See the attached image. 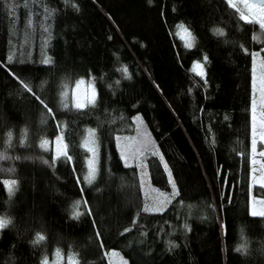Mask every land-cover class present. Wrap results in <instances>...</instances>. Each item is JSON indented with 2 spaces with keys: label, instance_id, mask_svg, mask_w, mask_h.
Masks as SVG:
<instances>
[{
  "label": "trees",
  "instance_id": "obj_1",
  "mask_svg": "<svg viewBox=\"0 0 264 264\" xmlns=\"http://www.w3.org/2000/svg\"><path fill=\"white\" fill-rule=\"evenodd\" d=\"M262 47L264 30L227 0H0V216L11 220L0 264H40L56 249L73 264H109L115 248L128 264H264V216L250 212L253 195L264 199L250 137L251 53ZM90 77L95 106L66 97L65 107L64 85ZM135 114L176 184L162 211L143 210L137 167L115 144ZM57 122L70 161L40 146ZM88 127L98 145L91 183ZM146 164L166 190L159 158ZM12 179L10 195L2 181Z\"/></svg>",
  "mask_w": 264,
  "mask_h": 264
},
{
  "label": "rangeland",
  "instance_id": "obj_2",
  "mask_svg": "<svg viewBox=\"0 0 264 264\" xmlns=\"http://www.w3.org/2000/svg\"><path fill=\"white\" fill-rule=\"evenodd\" d=\"M238 2V0H237ZM242 7V5H241ZM235 9V8H234ZM239 15V12H238ZM240 17V15H239ZM244 21V20H243ZM179 35L182 37L183 33L178 30ZM188 38H183L184 43ZM264 47L257 49L251 53V73H252V100H251V170L252 180L254 184H262L264 182ZM197 62L193 63V68L196 72L201 71L198 69ZM203 72V70H202ZM80 80L84 81V84L79 88L76 87V83ZM91 89L95 90V84L92 77L90 78H77L73 83L64 85L62 93L65 97L69 98L70 103L74 106V102L77 98L84 102L87 106V97L91 95ZM96 97V91H95ZM133 125L130 132H121L115 136V144L117 146L118 154L120 155L121 161L126 165H135L137 167L139 175V186H141V193L143 196V210L146 212H157L162 211L167 207V204L176 196V184L174 183L172 173L168 163H166L161 152L154 146L150 131L147 130L145 122L139 114H135L132 117ZM57 132L53 139L45 138L42 142L48 141V144L44 149H51L53 156H56V138L63 135V125L57 122ZM89 130H94L92 127H88L85 131V136L82 140L84 145L85 140L89 135ZM95 132V130H94ZM64 136V135H63ZM65 144V141H64ZM84 147V146H83ZM89 147L96 148V156L93 167L97 172V161H98V148L96 143L89 144ZM150 155H156L162 164L164 173L167 176L169 187L166 190L160 189L156 185H153L148 175V164L146 159ZM92 159V153L87 152V158L85 162L86 173L84 178L88 174L89 160ZM87 182V181H86ZM5 186V185H4ZM6 189V187H5ZM7 191V190H6ZM8 192V191H7ZM9 193V192H8ZM252 213L255 210L257 213L264 211V199H261L253 195L250 199ZM107 263L109 264H125L126 259L122 255L121 251L117 248L105 250ZM75 255L71 254L65 257L59 249H56L52 254L51 258L44 257L40 264H44L45 260L47 264H72L76 261ZM128 264V262H126Z\"/></svg>",
  "mask_w": 264,
  "mask_h": 264
},
{
  "label": "snow or ice",
  "instance_id": "obj_3",
  "mask_svg": "<svg viewBox=\"0 0 264 264\" xmlns=\"http://www.w3.org/2000/svg\"><path fill=\"white\" fill-rule=\"evenodd\" d=\"M227 3L229 7L235 8L237 12H239L240 19L244 20L246 23L250 24H258L259 28L261 30H264V0H227ZM242 5V7H241ZM180 30L183 33L182 39L187 37L188 39L186 40V47H193L194 46V38L191 37V33L188 31L187 28H185L183 25L180 26ZM220 35H222V31L217 30ZM205 60H207V57H205ZM50 59H46L45 63H50ZM198 69L201 71L197 72V75H202V69L203 65L202 64H197L196 66ZM125 74H127V69L125 68L123 70ZM84 84L83 80H80L76 83V87L79 88L81 85ZM24 87L28 89V85L25 84ZM62 103H64V106L67 107L66 103V97L62 93ZM87 103L91 104L92 106H95L96 104V98H95V90L91 89V95L87 97ZM86 105L84 102H81L79 98H77L74 102V107L76 109H82ZM96 135L94 130H89V135L87 139L84 142V148L87 152L92 153V159L89 160V169H88V174L85 177L86 181L88 183H91L95 179L96 175V169L93 167L94 161H95V156H96V148L94 147H89V144H95L96 143ZM48 144V141H44L41 144V147L44 148ZM56 156L54 157V162L56 159H59L61 156L65 157L67 161L71 160V155L67 151V145L64 144V136L61 134L56 138ZM98 147V145H97ZM4 155L0 153V160L4 159ZM0 171H3V169H0ZM6 187V190L9 192L11 195L15 191V186L17 185V181L15 179L12 180H4L2 181ZM261 187H264V182H262ZM80 202H76V207H79ZM82 215L81 212L77 211L74 213L73 218L77 219L79 216ZM252 215H260L264 216V211L257 213L255 210L252 211ZM11 223V220L9 218H6L4 216H0V235H2V230L7 228L9 224ZM44 240V237L42 235H38L37 237V242ZM237 251H241V249H237ZM44 264H47L46 260ZM70 264H72V261H70ZM126 264V262H125Z\"/></svg>",
  "mask_w": 264,
  "mask_h": 264
},
{
  "label": "water",
  "instance_id": "obj_4",
  "mask_svg": "<svg viewBox=\"0 0 264 264\" xmlns=\"http://www.w3.org/2000/svg\"><path fill=\"white\" fill-rule=\"evenodd\" d=\"M253 2H255V0H253Z\"/></svg>",
  "mask_w": 264,
  "mask_h": 264
}]
</instances>
